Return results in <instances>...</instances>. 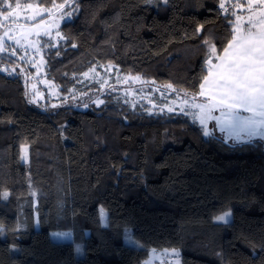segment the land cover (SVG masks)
I'll return each instance as SVG.
<instances>
[{
    "label": "trees",
    "instance_id": "trees-1",
    "mask_svg": "<svg viewBox=\"0 0 264 264\" xmlns=\"http://www.w3.org/2000/svg\"><path fill=\"white\" fill-rule=\"evenodd\" d=\"M74 2L47 58L62 92L84 90L76 77L101 61L198 94L205 41L224 47L232 37L234 12L221 0ZM227 209L228 223L213 220ZM126 227L142 246L124 241ZM63 229L71 240L50 237ZM167 248L180 264H264V143L205 136L186 115L110 98L43 110L20 76L0 71V264H142Z\"/></svg>",
    "mask_w": 264,
    "mask_h": 264
},
{
    "label": "rangeland",
    "instance_id": "rangeland-1",
    "mask_svg": "<svg viewBox=\"0 0 264 264\" xmlns=\"http://www.w3.org/2000/svg\"><path fill=\"white\" fill-rule=\"evenodd\" d=\"M175 1L167 0L166 3L172 5ZM17 2L21 5L18 9V16H13L6 21L0 18V37L3 38L4 44V51H0V71L7 75L21 77L25 98L30 104L43 110L55 109L60 106L85 110L90 107H99L105 103L107 98H110L115 101L120 100L131 108H139L148 113H181L195 121L204 133L205 131L209 133V135L204 134L205 136L217 135L229 143H237L235 142L234 132L226 124L227 118L221 117L219 107L212 111L213 119H206L205 124H201L200 109L197 106L212 104L214 101L211 98H202L200 95L178 91L173 87L169 88L168 85L157 83L153 78L125 71L113 63L95 61L87 66L76 77L78 82L82 83L80 88L84 90L71 87L66 92L60 91L59 85L48 75L47 58L51 52L59 48L64 42L61 25L72 19L78 8L74 0L53 2L48 5L41 4L38 0H9L13 7ZM222 2L225 5L224 9L230 7V9H233V0H222ZM28 5H31V7H28ZM0 7H3L6 11L11 10L7 5H0ZM37 25H39L38 28ZM6 32L8 35H5ZM17 40L19 43H17ZM1 56L7 57L12 62H2ZM85 73L88 75H84ZM135 77H140V79L135 80ZM92 85L94 86L92 87ZM98 100L104 102L98 103ZM169 108L172 111H169ZM239 114L241 116L251 115L250 112H240ZM215 117L220 118L219 124ZM261 141L264 143V140ZM21 151L22 159L27 162V144L21 145ZM229 210H224L217 215ZM230 211L231 217L228 221L234 217L232 210ZM125 229L130 230L129 234L131 235V228L126 227ZM125 229L124 241L126 242ZM53 233H71L68 229L51 231L49 235L54 240H69L72 238V234L69 237L57 238L52 235ZM76 246L75 252L79 255L81 251L77 252ZM168 253L171 264H176L177 257L170 250ZM164 256L165 254H156L152 258V264L165 263L162 259ZM155 261L156 263H154Z\"/></svg>",
    "mask_w": 264,
    "mask_h": 264
},
{
    "label": "snow or ice",
    "instance_id": "snow-or-ice-1",
    "mask_svg": "<svg viewBox=\"0 0 264 264\" xmlns=\"http://www.w3.org/2000/svg\"><path fill=\"white\" fill-rule=\"evenodd\" d=\"M151 2V0H148ZM167 2V0H165ZM259 3H264V0H258ZM0 5H7L10 11L4 10L0 7V18L9 20L13 16H18L21 5L19 2L13 7L9 0H0ZM31 7V5H28ZM63 7V5H61ZM221 8L225 5L222 3ZM70 16V14H69ZM239 20L240 17H237ZM251 23V19L249 21ZM23 27L22 25H18ZM255 26V25H253ZM37 28L39 25L36 26ZM261 31L259 33H252L249 30L245 35H233L232 40L224 49V57L219 59L218 64L212 65L216 71L209 70V76L204 77L205 83L201 84V89H205L206 84L213 88L218 95H213L212 104H200L197 107L200 109V122L205 124L206 119H213L211 113L217 107L221 110V117H226L227 126L234 132L235 142L237 143H251L254 139L259 138L264 140V20L260 22ZM240 26L234 28L236 33L240 32ZM199 31V29H198ZM5 35H8L6 32ZM12 38V37H10ZM17 43L19 41L17 40ZM209 48V55L207 62L211 65V57L216 53L214 44H209L205 41ZM76 45H73L75 47ZM0 51H4L3 38L0 37ZM14 54V53H13ZM84 75H88L85 73ZM213 77V79H209ZM139 80L140 77H135ZM171 88V85H168ZM104 101L98 100V103ZM86 106V105H85ZM226 109V111H225ZM250 112L249 116H241L240 111ZM169 111H172L169 108ZM218 124L220 118L215 117ZM206 127V126H205ZM209 135L207 131L204 133ZM7 196V193H4ZM101 223L107 226L106 213L103 209L100 212ZM231 217V211H225L214 217L215 221L228 223ZM128 229H125L126 242L137 247L139 244L130 234ZM54 237L64 238L69 237L71 233H53ZM80 246H76V251L79 252ZM156 250H152L150 258L145 261V264H152V258ZM171 253L177 257L176 264H179V250L173 249ZM168 250H165V255Z\"/></svg>",
    "mask_w": 264,
    "mask_h": 264
},
{
    "label": "crops",
    "instance_id": "crops-1",
    "mask_svg": "<svg viewBox=\"0 0 264 264\" xmlns=\"http://www.w3.org/2000/svg\"><path fill=\"white\" fill-rule=\"evenodd\" d=\"M222 1V0H221ZM229 7V6H227ZM233 7V12H234V20H233V30H232V37L233 35H245L249 30H251L252 33H259L261 31L260 27V22L264 20V3H259L258 0H233L232 3ZM237 17H240L238 20ZM251 19V23L249 22ZM238 21V22H237ZM239 25L240 26V32L236 33L234 31V28ZM255 25V26H253ZM231 39L228 41V43L224 47H220L219 45L215 44L216 47V53L214 55V59L212 60V64L210 65L207 60L206 64L208 66L207 73L205 76H209V70L211 69L213 72L216 71V69L212 66L214 64H218L220 61L216 57L219 56L221 58L224 57V49L228 46L229 42L232 40ZM212 59V58H211ZM204 76V77H205ZM209 79H213V77H209ZM205 83L204 78L202 79L199 87V93L196 95L202 96V98H211L213 95H218V93L215 92V90L211 87H209L207 84L205 86V89H201V84ZM240 112H246V111H240ZM247 113V112H246ZM71 240V239H69ZM60 241V240H56ZM153 250V249H152ZM152 250L150 252H152ZM156 250V249H155ZM165 249H160L156 250L157 253H161ZM167 250L171 251L173 249H168ZM149 257L146 258L148 260ZM145 260V261H146ZM145 261L142 264H145ZM156 263V261L154 262ZM158 264V263H156ZM179 264H180V252H179Z\"/></svg>",
    "mask_w": 264,
    "mask_h": 264
},
{
    "label": "built area",
    "instance_id": "built-area-1",
    "mask_svg": "<svg viewBox=\"0 0 264 264\" xmlns=\"http://www.w3.org/2000/svg\"><path fill=\"white\" fill-rule=\"evenodd\" d=\"M222 3H223V2H221L220 5H221ZM220 9H221L222 11H225V10H226V9H224V8H221V7H220ZM165 250H167V249H165ZM165 250H163L161 253H157V252H155V254H154L153 257H155L156 254H165ZM151 254H152V252H149V254H148V257H149V258H150V255H151ZM162 259H163L164 262H165V263H163V264H171V259H170L169 253H168L167 255H165Z\"/></svg>",
    "mask_w": 264,
    "mask_h": 264
}]
</instances>
